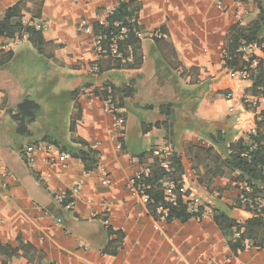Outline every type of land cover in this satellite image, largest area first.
<instances>
[{
	"label": "crops",
	"instance_id": "1",
	"mask_svg": "<svg viewBox=\"0 0 264 264\" xmlns=\"http://www.w3.org/2000/svg\"><path fill=\"white\" fill-rule=\"evenodd\" d=\"M121 1L135 9L139 62L128 47L116 67L94 51L93 26ZM14 5L41 37L0 36V264H264V232L246 227L255 213L240 204L244 180L224 165L231 144L264 134V97L222 63L231 26L257 15L254 0H0V19ZM24 101L36 108H19ZM217 130L222 149L208 139ZM80 140L99 152L90 170L71 155L62 164L22 152ZM164 163L168 180L199 197V214L157 211L166 192L151 174ZM143 166L147 201L128 188Z\"/></svg>",
	"mask_w": 264,
	"mask_h": 264
},
{
	"label": "trees",
	"instance_id": "2",
	"mask_svg": "<svg viewBox=\"0 0 264 264\" xmlns=\"http://www.w3.org/2000/svg\"><path fill=\"white\" fill-rule=\"evenodd\" d=\"M244 2L246 0H237ZM258 13L254 19L242 24L238 20L231 26L226 45L224 48L225 55L223 56V66L227 69L235 71H244L246 77L252 81V86L249 92L253 95H260L264 97V0H254ZM129 1H121L115 11L109 14L105 18V24L97 22L93 26L94 35L100 36L101 41V54L107 55L109 58L115 61V66L120 67L122 61L128 57L127 49L131 48V56L134 62L138 63L139 57L136 56V51L140 45V39L138 33L140 28L137 23V16L134 12ZM21 9L18 5L11 6L4 11L3 17L0 19V36L5 38H11L14 36L21 37L23 33H26L30 38H40L41 34L39 30H36L32 26H25L22 23ZM118 27H125L126 33L117 42V52L121 54L120 57L112 56L109 50V39L111 35L117 33ZM155 41L165 39V34H160L159 37L153 36ZM256 43L257 45L263 46V58H259L254 54L250 55L247 59L244 57L242 47L246 44ZM257 59V63L254 65L253 60ZM160 71L159 68H157ZM95 92V90H92ZM110 93L104 90L102 92V98L105 100L109 98ZM111 98V97H110ZM112 99L115 101L114 96ZM116 102V101H115ZM26 105L30 108L35 109L36 105L30 101H24L19 108H25ZM27 106V107H28ZM155 125H158L157 123ZM208 139H210L215 145L219 146L220 149L224 139L219 130L215 133H207ZM258 139L255 138V143L247 146L243 140H239L237 144L230 145V151L226 153L224 158V165L231 170L239 172L240 179L247 182L253 189L252 196H258L264 199V172L260 169L262 163H264V134L258 133ZM261 141V142H260ZM61 152L68 153L72 157L79 158L87 170L96 166L99 159L98 150L90 147L84 141H78L77 145H65L57 147ZM173 163L176 166H180V161L173 154ZM167 161V160H166ZM166 171L160 165H155L153 174L157 187H160L163 182L166 181ZM150 182V179H149ZM152 187V185H151ZM165 203V197L162 200ZM170 210L173 208L175 211L185 210V206L178 200L176 206H169L165 203ZM179 207V208H177ZM244 207V206H242ZM263 211H257L255 216L246 221V227L253 226L261 228L264 232V221L261 215ZM231 228L235 226V223L231 220H223ZM246 232V231H245ZM244 232V233H245ZM242 241V237L240 242Z\"/></svg>",
	"mask_w": 264,
	"mask_h": 264
},
{
	"label": "built area",
	"instance_id": "3",
	"mask_svg": "<svg viewBox=\"0 0 264 264\" xmlns=\"http://www.w3.org/2000/svg\"><path fill=\"white\" fill-rule=\"evenodd\" d=\"M241 19L238 18V21L240 22ZM35 29H40V26H35ZM88 30V29H87ZM126 33L125 27H118L117 33L111 35L109 39V50L110 54L112 56L120 57L121 54L117 52V42L118 40ZM102 38L100 36H96L94 38V51L97 54H101L102 46H101ZM262 47L260 45H257L256 43H250L246 44L242 47V51L244 53V57L247 59L252 53H248L250 49H260L262 51ZM225 53L223 54V56ZM223 58V57H222ZM223 63V59H222ZM257 63V59L253 60V64L255 65ZM98 70L97 65H93L91 67V71L96 72ZM228 72L233 76H238L241 79L245 78V72L244 71H235L232 69H228ZM244 102H247L245 99ZM103 106L104 109L111 115L113 125L115 128L121 130L123 126V118L121 116V109L116 104V102L112 98H107L103 100ZM256 129L250 128L248 130V139L247 144H251V139H249L250 136L255 135ZM38 151H46L49 153V158L51 161L58 158L62 164L69 158L68 153H64L58 150L54 145L50 143H41L36 145H29L25 147L22 152L27 156L29 161L33 160V156ZM161 153L163 155L167 154V149H162ZM164 170H167V164L164 163L162 166ZM166 168V169H165ZM262 172H264V163L260 166ZM102 173L104 174V169L101 168ZM150 172L147 167H139L133 175V178L128 183V188L134 192L139 193L140 197L143 198L145 201L148 200L149 194L148 190L151 188L150 184L146 182V178H148ZM106 183H109V180H106ZM241 197H240V204L244 206L245 208H248L249 210H252L255 214L257 211H263L264 210V199L260 198L258 196H252V187L245 181L240 182L238 186ZM164 190L166 192L165 197V203H167L169 206H176L178 203V200L185 206V209L187 213L195 215L199 214L200 208H201V202L199 197L195 195L188 194L187 187L184 185L176 184L171 180L166 179L164 182ZM73 191H76V189H73ZM64 198V195L60 194L57 196V199L59 201H62ZM165 203L160 202L157 205V211L162 212L166 214L167 210L169 209L167 206H165ZM264 215V214H263ZM234 234L239 237L240 233L239 231L235 230Z\"/></svg>",
	"mask_w": 264,
	"mask_h": 264
},
{
	"label": "rangeland",
	"instance_id": "4",
	"mask_svg": "<svg viewBox=\"0 0 264 264\" xmlns=\"http://www.w3.org/2000/svg\"><path fill=\"white\" fill-rule=\"evenodd\" d=\"M168 90V89H167Z\"/></svg>",
	"mask_w": 264,
	"mask_h": 264
}]
</instances>
